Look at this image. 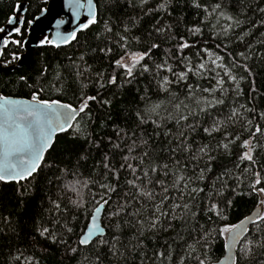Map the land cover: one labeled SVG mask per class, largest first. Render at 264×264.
Wrapping results in <instances>:
<instances>
[{
	"label": "snow or ice",
	"instance_id": "6c2138e0",
	"mask_svg": "<svg viewBox=\"0 0 264 264\" xmlns=\"http://www.w3.org/2000/svg\"><path fill=\"white\" fill-rule=\"evenodd\" d=\"M43 3L31 18L13 5L0 26V72L23 62L33 32L38 48L84 51L51 81L47 64L31 82L19 75L28 97L0 92V182L23 196L45 174L49 192L58 189L31 246L42 254L56 246L78 264H264V92L255 80L264 72V0H184L199 17L184 33L174 32L178 0L155 8L105 0L107 18L99 0H62L51 15ZM97 25L95 45L82 44ZM164 43L171 47L158 57ZM117 90L135 101L123 117L111 110ZM244 196L260 211L228 222ZM218 239L224 254L213 258ZM14 260L40 264L20 250Z\"/></svg>",
	"mask_w": 264,
	"mask_h": 264
},
{
	"label": "trees",
	"instance_id": "16d2710c",
	"mask_svg": "<svg viewBox=\"0 0 264 264\" xmlns=\"http://www.w3.org/2000/svg\"><path fill=\"white\" fill-rule=\"evenodd\" d=\"M16 2L17 0H0V26H2L6 22L7 17L12 14L13 5ZM158 2L159 0H148L149 6L153 8H155ZM252 2L255 4L256 0H252ZM99 3L104 5V7L100 9L101 16L107 18L109 12L105 10V0H99ZM178 3L179 7L172 15L173 17L182 18L183 23L174 28V32L184 33L185 24L190 25L196 22L199 17L195 9L184 6V0H178ZM41 7H45L43 0H28L27 17L31 18L33 14H38L37 9ZM129 12H131V10H129ZM163 18L166 19V17ZM145 23L147 24V18ZM98 28L99 25L94 26L91 31L81 35V43L83 44L85 37H87L88 42L92 43L94 46L95 41L93 37ZM259 31L264 32V28H261ZM204 38L209 41V45L211 46L212 41L208 35L207 29H205ZM174 43L175 41H172V44ZM168 47H171V44H162L158 57H162L163 50ZM14 48L15 46H10V48L6 50V55L7 52ZM81 51H84V48H77L75 43L71 46H64L59 50H54L50 46L46 48H36L33 50L25 65L15 68L14 71L0 74V91L5 95L28 97L31 90L22 83L17 82L19 75L27 74L31 82L39 75L41 67L47 64L49 66L48 81H51L54 79V71H64L63 69H58L57 65H67L68 60L66 57L74 54L79 55ZM191 52H195V49H192ZM191 52L186 50V54H191ZM255 80L257 87L264 92V72H258ZM45 83H47V81H45ZM146 83L147 81L141 80L138 86L143 88ZM71 94L69 90L67 95L61 98L68 99L71 97ZM89 94H95V91L90 89ZM51 95L55 98L54 94ZM109 95H111V93H109ZM149 95L152 96L153 100L158 98L154 89L150 90ZM159 98H163V93L160 94ZM126 105L135 107V101L132 100L131 96L125 91L117 90L111 109L114 115L118 114L120 117L126 116L128 114L125 110ZM90 106L93 110H97L99 107L95 103H92ZM142 106L143 105H141V107ZM262 107H264V105H262ZM224 111L227 112V109L225 108ZM221 135L222 134L217 135V138L219 139ZM245 138L247 137L245 136ZM66 139L67 138L63 134L60 135L58 144L59 149L64 147ZM197 139H200V137H197ZM97 158L99 157L97 156ZM225 162L229 163V161ZM92 163L93 161H89L88 167L81 169L85 176L89 174ZM48 176L50 178V174H48ZM33 186L34 190L31 193H25L21 196L20 193L23 189L20 188L19 185L16 183L5 184L0 182V264H19V262L14 260V257L17 255V250L23 251L25 255L37 256L40 259V264H78L80 259L79 255H75L73 258L65 257L63 250L56 246L45 245V247H48V251L43 254L39 250V245L36 248L31 246L34 228L39 223L46 222L50 218L49 213L46 211L50 208L48 196L51 195L55 198L58 192V189L55 187H52L51 193L49 192L50 186L45 178V174H41L37 180L33 182ZM69 195H71V193H69ZM256 199L255 196L238 197L235 207L230 210L228 222H236L239 218H242V216L251 213L256 208ZM4 217L9 218L11 227L5 226L3 221ZM201 222H203V220ZM222 245V239H218L214 245L213 258L220 257L224 254ZM129 259L131 260V257Z\"/></svg>",
	"mask_w": 264,
	"mask_h": 264
},
{
	"label": "water",
	"instance_id": "95a60500",
	"mask_svg": "<svg viewBox=\"0 0 264 264\" xmlns=\"http://www.w3.org/2000/svg\"><path fill=\"white\" fill-rule=\"evenodd\" d=\"M20 3L22 5H24L25 7H27V9H28V0H20ZM61 4H62V0H48V5L50 6V9H51L49 15L54 14L61 7ZM4 25H5V23L2 26H4ZM8 27L11 28V25H9ZM38 34H39L38 32H33V33L29 34V39L27 41L28 53H27V55H26V57H25V59L23 60L22 63L21 62H17L16 63V67L15 68H18V67H21V66L25 65L28 62L33 50L38 48L36 46V40H35V37ZM3 35H4V33H0V36H3ZM1 73H4V72H0V74ZM17 97H19V96H17ZM253 211H260V209L255 208Z\"/></svg>",
	"mask_w": 264,
	"mask_h": 264
}]
</instances>
